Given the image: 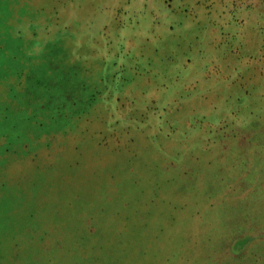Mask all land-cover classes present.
Masks as SVG:
<instances>
[{
    "label": "rangeland",
    "instance_id": "374dc122",
    "mask_svg": "<svg viewBox=\"0 0 264 264\" xmlns=\"http://www.w3.org/2000/svg\"><path fill=\"white\" fill-rule=\"evenodd\" d=\"M0 264H264V0H8Z\"/></svg>",
    "mask_w": 264,
    "mask_h": 264
},
{
    "label": "crops",
    "instance_id": "0c3cea01",
    "mask_svg": "<svg viewBox=\"0 0 264 264\" xmlns=\"http://www.w3.org/2000/svg\"><path fill=\"white\" fill-rule=\"evenodd\" d=\"M4 6H8V0H0V18H1V12Z\"/></svg>",
    "mask_w": 264,
    "mask_h": 264
}]
</instances>
